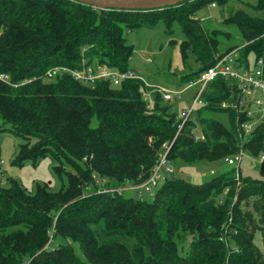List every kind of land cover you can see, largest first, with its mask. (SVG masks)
<instances>
[{
  "label": "trees",
  "instance_id": "obj_1",
  "mask_svg": "<svg viewBox=\"0 0 264 264\" xmlns=\"http://www.w3.org/2000/svg\"><path fill=\"white\" fill-rule=\"evenodd\" d=\"M229 1L188 0L145 12L100 10L73 0H0V72L14 83L32 80L19 87L0 82V134L37 140L23 159L55 150L76 171L67 172L68 185L57 192L47 184L28 191L16 179H9L8 188L0 184V264H264L255 244L257 232L264 243V181L237 180L227 172L203 184L167 178L143 201L101 192L147 181L171 144L167 157L174 167L178 161L226 163L244 151L256 160L263 156L264 115L249 117L246 107L233 106L240 99L231 82L217 78L203 93L206 104L195 115L206 141L197 142L193 118L178 133L179 102L156 92L145 99L149 89L140 80L117 86L84 85L70 76L44 80L54 67L78 69L85 60L131 71L134 47L125 31L158 23L170 35L179 24L183 63L190 53L201 66L173 88L195 81L243 44L240 59L247 64L249 57L264 55V0L256 6L259 16L240 12L228 21L240 30L243 44L226 51L218 48L217 32L206 33L197 18L203 9ZM224 102L231 107H222ZM202 113H227L229 127ZM256 120L246 137L245 126ZM56 171L62 172L59 166ZM95 175L107 183L96 185Z\"/></svg>",
  "mask_w": 264,
  "mask_h": 264
},
{
  "label": "rangeland",
  "instance_id": "obj_2",
  "mask_svg": "<svg viewBox=\"0 0 264 264\" xmlns=\"http://www.w3.org/2000/svg\"><path fill=\"white\" fill-rule=\"evenodd\" d=\"M258 0H231L223 6L212 5L203 9L197 14L205 32L214 37L216 31V40L220 51H226L232 46L243 44L240 30L235 24L228 23V21L240 12H244L252 17L259 16L256 6ZM264 16V12H262ZM173 33L167 34V28L163 23H158L152 29H137L134 31H125V37L129 45L134 47L133 55L130 59V69L135 74L142 76L148 84L152 83L173 86L178 84L180 78L200 69V64L196 61V57L189 53V58L186 64L183 63L180 44L185 41V36L181 31L179 24L173 25ZM247 43V42H246ZM176 44V45H175ZM148 48H151L149 52ZM254 57H249L250 61H254ZM144 85H146L143 82ZM184 87L188 83H181ZM178 86V85H176ZM195 88L186 91L179 105L181 108L188 107L192 104ZM163 107L166 104L162 105ZM252 111L259 114L257 108L252 105ZM203 115L205 113H202ZM263 113H260L261 116ZM198 114L193 117L196 123L197 132L204 134V128L197 118ZM205 116L209 119L219 121L226 127H229V116L227 113H207ZM258 121L245 126L246 137L249 136L251 126H255ZM1 141V160L0 168L3 170L0 174V184L4 188L9 187V179H16L20 181L28 190L34 192L37 185L47 184L51 192H57L62 187L68 185V173L76 174L74 167L70 165L67 159L62 155L58 156L54 150L45 157H38L36 160L32 158L23 159L24 154H32L33 148L38 144L37 140H24L16 138L12 133L6 132L0 134ZM198 142V141H197ZM203 142V141H201ZM205 142V141H204ZM22 156V157H20ZM25 156V155H24ZM241 157L240 162H236L234 166H229L226 163L214 164H185L176 162L173 173H170L166 179L181 178L194 184H203L213 178L219 176L223 172L229 173V176L244 179L251 178L254 180L264 181V175L261 171V162L257 158L254 159L244 151L237 155ZM59 159V161L56 159ZM3 161V165H1ZM80 164L84 165L83 162ZM62 172L56 171V167ZM211 171H215L211 174ZM239 174V175H238ZM95 183L100 187L107 183V179L100 180L95 175ZM94 183L87 184L84 188V194L93 190ZM125 197H134V192L124 191ZM136 197V196H135ZM148 198V196H145ZM151 198V197H150ZM151 201V200H149ZM100 231V230H99ZM124 239V238H122ZM124 241L128 244L132 243L127 239ZM55 240L50 244V247L55 246ZM255 244L264 254V243L262 241L261 233L257 232L255 236ZM79 253L80 250L76 247Z\"/></svg>",
  "mask_w": 264,
  "mask_h": 264
},
{
  "label": "built area",
  "instance_id": "obj_3",
  "mask_svg": "<svg viewBox=\"0 0 264 264\" xmlns=\"http://www.w3.org/2000/svg\"><path fill=\"white\" fill-rule=\"evenodd\" d=\"M1 35V31H0ZM246 44H243L239 48L232 50L229 53L219 57L216 64L204 71L199 78L195 81H191L187 86L182 88H173L162 84L152 83L150 86L148 82L135 72L128 71L121 73L111 69L107 64L99 63L98 61L90 62L88 60L83 61L82 66L78 69L70 68L66 66H57L47 71L44 76L45 81H54L60 77L70 76L75 81L84 85H95L98 81H109L113 85L117 86L125 80H140L144 82L149 90H145L144 98L148 99L151 93H159L164 100L169 102H180L183 98V94L186 91L195 88L192 104L188 107L181 108L179 110L178 118L181 123L178 126V133L184 128L185 124L191 120L196 111L206 104L203 99V93L207 89L208 85L217 78H223L227 82H231L239 92V104L233 105L235 107H246L249 110V117L255 116V112L252 111V105H254L259 114L264 115V55L262 57H254V61L244 64L240 59V49ZM0 82L13 87H19L32 82V80H25L22 83H14L11 81V77L8 74L0 72ZM222 107H231L230 103L224 102ZM259 114H256L259 115ZM255 116V117H256ZM252 129V126H251ZM194 139L198 142L206 141V136L202 132H193ZM172 144L165 146V151L159 156L156 166L150 178L138 185H128L124 188L116 190L104 189L101 192H118L123 194L124 191L134 192L138 200H145L148 196L153 197L156 190L166 180V177L170 173H173V166L168 160V152ZM229 166H234L236 162L241 161L240 156L229 157L225 159ZM259 161L264 162V155L260 157ZM1 161V165H3ZM3 170L0 168V174ZM239 175V174H238ZM239 180V177L236 178Z\"/></svg>",
  "mask_w": 264,
  "mask_h": 264
},
{
  "label": "water",
  "instance_id": "obj_4",
  "mask_svg": "<svg viewBox=\"0 0 264 264\" xmlns=\"http://www.w3.org/2000/svg\"><path fill=\"white\" fill-rule=\"evenodd\" d=\"M100 10L155 11L178 6L188 0H73ZM149 52L151 48H148ZM264 172V162L261 163Z\"/></svg>",
  "mask_w": 264,
  "mask_h": 264
},
{
  "label": "crops",
  "instance_id": "obj_5",
  "mask_svg": "<svg viewBox=\"0 0 264 264\" xmlns=\"http://www.w3.org/2000/svg\"><path fill=\"white\" fill-rule=\"evenodd\" d=\"M215 171H211V174H213ZM134 197H135V195H134Z\"/></svg>",
  "mask_w": 264,
  "mask_h": 264
}]
</instances>
